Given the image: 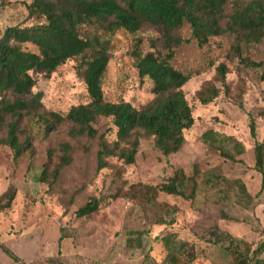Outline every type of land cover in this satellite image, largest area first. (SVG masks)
Segmentation results:
<instances>
[{"label":"rangeland","instance_id":"rangeland-1","mask_svg":"<svg viewBox=\"0 0 264 264\" xmlns=\"http://www.w3.org/2000/svg\"><path fill=\"white\" fill-rule=\"evenodd\" d=\"M32 1L0 0V35L10 26L31 24L25 5ZM181 34L191 38L188 27ZM160 37V31L151 26L135 35L120 31L104 36L110 42L111 58L103 81L108 102L125 101L139 109L152 102V82L140 78L136 55L152 51L151 41ZM232 44V37L223 36L211 39L204 49L198 48L194 40L177 49L173 66L192 75L183 91L195 125L185 131L182 151L169 158L156 150L153 139L141 136L135 165L123 167L111 159L110 169L98 173L97 141L72 140L69 124L46 137L24 122L22 129L34 138V158L26 154L15 166L11 151L0 146V194L9 186L18 190L12 208L0 214L16 220L13 230L17 238L0 234V242L23 257L24 264L37 257V240L42 243L38 253L44 256H54L60 246L67 257L73 246L77 247V264H160L166 255L161 240L174 235L186 243L179 264H188L192 258L197 260L195 264H237L234 251L241 241L254 248L264 243V186L261 174L255 170L254 150L256 142L264 141V82L261 72L244 69L230 57ZM244 55L264 62V42L245 50ZM221 64L229 69L227 91L218 80L217 67ZM76 69L77 62L69 61L50 78L39 80L35 92L44 94L47 110L66 115L72 107L89 103ZM211 86L219 89L220 95L204 106L199 93ZM248 114L257 124L256 140L251 137ZM97 128L109 141L116 140L111 120H99ZM208 132L215 136L205 138ZM2 139L4 135L0 134ZM207 142H214L222 151L211 149ZM64 143L75 148L72 166L52 187L41 184L38 178L49 162V152L55 165ZM85 148L90 152L86 153ZM195 167L202 175L195 201L161 193L156 204L147 205L126 194L131 185L156 186L173 177L176 170L182 169L189 176ZM240 185L245 186L251 201L241 195ZM93 198L104 200L102 209L88 218H77L76 211ZM222 213L238 221L223 220ZM32 224L39 230L33 232ZM21 232L23 235H19ZM39 232L38 238L30 240L32 233ZM61 237L64 239L59 244ZM258 259L264 260V252ZM75 262L74 256H68L47 264Z\"/></svg>","mask_w":264,"mask_h":264},{"label":"trees","instance_id":"trees-1","mask_svg":"<svg viewBox=\"0 0 264 264\" xmlns=\"http://www.w3.org/2000/svg\"><path fill=\"white\" fill-rule=\"evenodd\" d=\"M25 10L31 24L10 26L0 35V134L4 135L0 146L11 151L15 166L26 154L34 158V138L27 129H22L24 122L46 137L63 124H69L72 140L97 141L98 173L110 169L111 159H116L123 167L135 165L141 136L153 139L156 150L166 158L181 152L186 144L185 131L195 125L192 108L183 91L192 75L175 68L172 61L177 49L191 40L204 49L211 39L232 37L230 57L237 59L244 69L261 72L264 82V62L244 55L245 50L264 42V0H33L25 5ZM145 26L161 33L158 40L151 41L152 51L136 55L139 76L152 82L155 98L140 109L125 101L108 102L103 81L111 58L110 42L104 36L120 31L135 35ZM186 27L190 30V39L181 34ZM69 61L77 62L76 74L86 87L89 103L74 106L62 115L47 110L44 94L35 92V88L41 78H50ZM217 74L222 88L229 90L226 65H219ZM219 95L220 90L211 86L199 93V100L205 106ZM238 106L244 110L242 103ZM248 115L251 137L256 140L257 124L253 115ZM99 120L112 121L115 141H109L107 135L99 131ZM213 136V132L205 134V138ZM207 144L217 152L222 151L214 142ZM84 150L90 152V149ZM254 150L255 170L261 174L264 186V141L256 142ZM74 151L70 143L62 144L55 165L53 154L49 152V162L43 166L39 182L52 187L62 172L72 166ZM201 176L196 167L189 176L179 169L164 183L131 185L126 194L147 205L156 204L161 193L195 201ZM240 190L244 198L252 200L244 185H240ZM17 195L14 186L0 194V214L12 208ZM103 203L102 198L90 199L76 211L77 218L92 216L102 209ZM221 217L238 221L226 213ZM226 237L231 239L229 235ZM63 239H59V244ZM163 242L167 253L161 263L179 264L186 243L175 235L163 237ZM0 247L18 261L5 245ZM263 252L264 243L254 248L253 244L241 241L234 251V260L237 264H264V260L258 259ZM192 261L193 258L188 264Z\"/></svg>","mask_w":264,"mask_h":264},{"label":"crops","instance_id":"crops-1","mask_svg":"<svg viewBox=\"0 0 264 264\" xmlns=\"http://www.w3.org/2000/svg\"><path fill=\"white\" fill-rule=\"evenodd\" d=\"M14 222L16 223V220L13 217H0V234L5 235L8 239L17 238L16 231L13 230ZM33 224L30 227H32L33 232H35V229H38L37 228L38 226L33 227ZM19 235H23L22 232ZM40 235H41V232H39V234L32 233L30 236V240H32V239L34 240V239L38 238V236H40ZM161 241H162L163 246L165 248V251L167 253V249L164 245L163 239ZM41 244L42 243L37 240V245H38L37 249L38 250L40 249L39 246H41ZM1 245L6 246V244H3L0 242V246ZM59 247H58V253H56L54 256H44L42 254H39L38 250H37V254H36L37 257L32 258L31 260H27V261H29L30 264H47L50 261H53L55 259L57 260V258H68V256H74V259L76 261L75 264H77V247L73 246V251H72L71 255H68L67 257L65 254H63L62 247H61V250ZM131 249H133V248H131ZM10 251L13 252L12 250H10ZM13 253L17 256L18 261H15L11 257H9L6 253L3 252V250L0 247V264H24V262H25L23 260L24 258L17 255L15 252H13ZM196 261H192L191 264H195L194 262H196ZM160 264H162V263L160 262Z\"/></svg>","mask_w":264,"mask_h":264}]
</instances>
